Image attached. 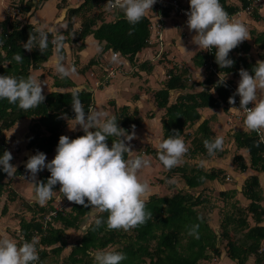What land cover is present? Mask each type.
I'll return each mask as SVG.
<instances>
[{
  "label": "trees",
  "instance_id": "trees-1",
  "mask_svg": "<svg viewBox=\"0 0 264 264\" xmlns=\"http://www.w3.org/2000/svg\"><path fill=\"white\" fill-rule=\"evenodd\" d=\"M32 1L34 0H21V4L16 5L18 6L17 9L30 12ZM254 1L240 0V5L232 3L231 0H220V3L225 11L232 16L241 10L251 8ZM107 2L108 0H83L77 7L69 8L68 26L65 30L67 36L64 42L77 43L84 40L89 34H93L100 42H105L104 50L111 48L112 51H119L133 62L136 54L149 45L152 22L145 15L139 23L133 26L127 22L123 12L119 9L106 10L104 6ZM181 2L190 9V4L182 0ZM98 8L100 9L93 13V10ZM153 8L160 10L157 2ZM160 11H164L165 14L171 10ZM251 12L254 18H262L257 8H253ZM107 14H111V20H106ZM77 16L82 19V22L80 28L74 29V20ZM16 18V15L8 13L0 21V75L27 78L31 69L41 67L55 54L54 45L51 43L55 34L44 30L48 33L49 43L43 54L38 48H33L29 52L24 49V44L29 38V33L35 34L36 27L32 23H23ZM256 41L261 47H264V33H258ZM249 49L250 45L244 41L231 50L228 58L232 59L234 64L227 68H221L216 63L215 48L211 55L198 52L194 56V61L198 66H205L206 62L211 60V63L220 71L225 72L229 78H231L229 73L233 75V78L240 77L239 70L241 68L254 75L252 68L256 61H250L247 54H242V52L248 53ZM235 51L237 54L234 53ZM15 54L22 55V63L13 59ZM62 54L65 56L64 48ZM89 64L92 65L93 61L91 60ZM148 64V62L142 63L141 66L147 67ZM206 69L209 71L207 67ZM186 72L185 70L175 72L173 69H168L169 78L166 81V86L155 93L158 104L166 108V114L162 118L163 139L173 135V130L181 136H185V128L200 120L199 109L201 108L223 107L225 111H228L231 106L228 99L233 96L234 92L230 90L226 82L216 79L210 71L205 82L213 86L212 88L208 87L199 92L181 93L176 102L169 104L171 90L187 87L189 78L185 77ZM233 78L231 79L233 80ZM69 82L72 81L67 80V77L62 79L59 76H54L56 86H66V83ZM72 92L51 91L43 93L46 97L45 101L37 108L27 111L20 109L18 104H10L7 99H0V157L3 156L5 150L9 151L10 146L5 131L12 129L25 118L31 119L29 134L27 135V147L38 148L39 152L44 154L52 153L58 146L60 136L64 135L66 126L70 120L75 118L72 109ZM79 98L84 104L86 113L90 107L93 108L95 99L91 91L80 90ZM113 116L116 118L118 126L128 133L133 131L132 125H135L136 129L142 123V118L137 115L136 111L131 112L127 105L118 108ZM198 131L202 134L203 139L197 144L195 150L200 149L206 153L207 150L203 141L213 139V131L208 119L199 124ZM81 135L84 134L81 133ZM233 136L238 149H247L251 167L257 171H264V143H261L259 147L255 146L260 140V135L254 131L237 130L234 131ZM115 139L117 138L109 137L107 139L109 147ZM157 151L158 149L148 146L143 153L153 154L157 157ZM224 152L217 151L216 153L222 155ZM137 155H142V152ZM128 157V154H125V158ZM234 162L237 169L241 171L247 168L245 158L241 153L235 154ZM25 172H27L25 165H20L16 167V172L12 176L16 178ZM176 173H181L184 182L190 188L202 186L207 179L225 180V171L222 169L206 171L201 167L189 169L188 166L173 167L168 170L166 178ZM7 176L0 168V205L2 196L6 191L9 192L10 200L18 197L16 189L9 190L12 186L11 179H7ZM49 177L50 172L45 168L38 173L37 180L46 183ZM174 186L175 182L169 183L170 189H173ZM58 188L59 184L54 186V190ZM231 192L234 194L235 190ZM242 192L251 200L250 204L247 208L239 207L236 203L233 204L232 211L226 214L229 218L221 223V235H218L210 227L207 217L202 214L201 208H205L209 204V199L203 192L198 196L184 189H180L170 196L153 193L146 200V211L152 213V218L148 219L146 223L125 232L123 230H109L106 223L96 228L93 220L79 242L71 246L68 255L61 264H96L91 253L104 250L112 245H117L115 250L124 253L127 257L121 264H200L203 260L221 255V249L218 246L219 239L225 241L228 256L238 264H246L251 256H254L252 264H264V248L262 247L264 225L261 224L264 221V205H262L263 195L257 175H252L246 180ZM221 194H225V191ZM211 208L212 206L208 209ZM28 210L32 212L31 218L27 219L21 215L19 219V245L25 240L31 242L35 239L39 255V261L36 264H43L51 253L59 256L68 247L67 230L70 228L79 229L85 216L90 214L91 208L72 203L69 210L58 211L53 216V221L49 222L47 228L44 229L42 226L45 215L54 210L51 201L44 206L36 202ZM8 212L6 204L0 206V220L6 218ZM249 214L252 215L254 224L249 221ZM107 216V212H97V218H103L106 221ZM57 223H60L61 226H57ZM197 224L199 225L198 239L188 234L189 229ZM231 226L234 227V231L241 234L238 239L231 236ZM37 233L39 234L38 238H36Z\"/></svg>",
  "mask_w": 264,
  "mask_h": 264
},
{
  "label": "clouds",
  "instance_id": "clouds-1",
  "mask_svg": "<svg viewBox=\"0 0 264 264\" xmlns=\"http://www.w3.org/2000/svg\"><path fill=\"white\" fill-rule=\"evenodd\" d=\"M155 3L156 0H108L104 7L108 11L119 9L127 22L134 26ZM189 4L190 11L186 13V23L189 30L196 33L192 43L203 50L215 48L216 63L221 68L231 67L234 61L228 58L230 51L243 41L249 40L247 26L231 17L220 0H189ZM64 41L65 37L60 32H57L51 41L55 53L54 68L62 79L74 75L77 71L74 65L65 66L63 63ZM48 43V33L42 28H36L35 34L29 33L24 49L30 52L33 48H38L43 54ZM182 50L187 52L184 47ZM96 51L100 52L102 49L98 47ZM13 59L18 63L23 62L20 54H15ZM116 59V56L112 57L113 61ZM252 72L254 75L243 68L239 70L238 87L236 93L229 97L228 103L235 105V96L240 97L239 108L232 107L230 110L243 113L245 128L260 135V140L255 145L259 147L264 143V60H257ZM79 95L78 89L71 93L72 109L76 125H79L85 134L75 139L61 135L56 155L51 161L46 162V154L37 151L25 164L26 170L31 174L36 200L44 206L53 198L54 186L59 184V192L69 202L91 208L89 213L96 228L106 223L109 230L127 232L152 218V213L146 211V200L151 188L146 180L141 181L139 178L140 171L150 167V160L144 155H132L134 151L130 143L126 144V141L130 142L136 138L135 125H132L133 131L129 134L118 126L114 116L109 117L107 113L91 107L86 113ZM0 99H7L10 104H18L20 109L27 111L40 106L46 97L41 81L35 76L17 78L0 75ZM249 104L253 106L248 107ZM173 132V135L157 144L158 160L167 170L178 166L188 151L181 135L175 130ZM109 137L117 138L113 140L111 147L107 143ZM203 143L208 154L215 155L217 151H223L224 137L205 139ZM125 154H128L129 158L126 159ZM12 159L11 152L7 150L0 157V168L8 177L16 172V167L10 163ZM45 168L50 172L46 183L36 178ZM97 212H107L106 221L97 218ZM198 228V224L193 225L188 234L198 239ZM36 243L33 239L18 245L7 235L0 236V264H36L39 261ZM126 258L124 253L114 249L98 250L94 254L96 264H121Z\"/></svg>",
  "mask_w": 264,
  "mask_h": 264
},
{
  "label": "crops",
  "instance_id": "crops-1",
  "mask_svg": "<svg viewBox=\"0 0 264 264\" xmlns=\"http://www.w3.org/2000/svg\"><path fill=\"white\" fill-rule=\"evenodd\" d=\"M20 1L21 0H14L12 2H16L15 5H19L21 4ZM44 1L45 0L32 1V9L30 10V12H24L21 10L19 11L17 8H15L16 12H14V15L17 16L16 19L22 21L23 23L29 22L34 24L31 20L34 17L35 8L36 6L38 7L42 5ZM182 1L189 4V0ZM82 2L83 0H78L76 1V3L72 0H57L58 14L56 19L60 17L59 21H65V27L59 30V32L64 35L65 39L67 36L65 30L68 26V10L71 7H77ZM231 2L239 5L241 4L240 0H231ZM11 7L12 5H10L9 10L12 9ZM253 8L258 9L260 15L262 16L261 19L254 18L251 12ZM107 15L106 20H111L110 18H107ZM146 15L152 22V32L149 40V45L136 54L133 62L126 58V63L124 64L123 68L119 71H116L114 75H110L108 71V67L111 65H116L117 62V60H112V49L110 48L104 50L103 45L105 42H100L92 34L86 36L84 40H81L77 43H72L69 41L64 42L65 59L63 63L65 64V66H76L79 73L83 75H85L87 71H90V76L94 78L93 83L88 79H85L81 82H76L75 79L70 76L67 77V80L70 79L72 82L66 83V86H56L54 84V76L59 75L55 71L53 63L55 54H53L47 61H45L41 67L33 68L30 70V75L35 76L38 80L41 81L43 93H49L51 91L67 92L77 89L87 90L91 91L94 94L95 103L92 109L99 111L100 108V110L107 113L109 117H112L118 110V108L123 105L129 106L131 112L136 111L137 115L142 118V123L141 126L135 129L136 138L130 142L126 141V144L131 143V149L136 145V147H138L139 144L143 145L144 149L148 146L157 149L158 142L163 140L162 118L166 114V108L158 104L155 93L159 89L166 86V81L169 78L168 69H173L175 72H181L182 70H185L187 71L185 77L189 78L187 87L185 89L177 88L170 91L169 104L176 102L177 97L181 93L197 91L199 92L207 89L208 87H213L209 83L205 82V79L209 75V72L207 74L206 67L198 66L197 64H195L194 56L198 52L203 53L204 50L200 49L197 45L192 43V38L196 35V33L189 30L186 20L177 16L172 11L164 14V11L162 12L160 10H157L153 8V6L152 9L146 13ZM231 17L242 21L247 26L249 31V40H245V42L250 45V49L248 53L242 52V54H247L250 61L264 60V47H261L259 42L256 41L257 34L264 33V0H255L252 3L251 8H249L248 10H241ZM81 22L82 19L77 16L74 20V29L80 28ZM35 27L39 28L36 25ZM42 29L45 30L44 28ZM51 32L56 34L58 31L54 30L53 28ZM90 36H93L97 40L99 48L102 49V51L97 52L95 49L94 54L83 52L86 50V41L87 39L89 40ZM181 46L184 47L187 52H184ZM234 53L237 54L236 51ZM67 59L69 60L68 62ZM91 60L93 61L92 65L89 64ZM147 62L149 63L147 67L141 66L142 63ZM229 75L231 78H233V75L231 73H229ZM233 80L238 86L240 77L233 78ZM232 107L239 108L235 105L230 106V108ZM230 108L228 109V111H225L223 107H204L199 109L201 113L200 120L191 126H187L185 128V136H181L188 148V151L185 155L187 158L191 157L193 161L192 163H186L187 158L184 155L182 158V162L178 165L188 166L190 169L201 167L206 171H211L212 169H222L225 171V180L207 179L206 182L198 188H190L185 182L181 187L177 188V183H175L176 188L175 186L173 187V189L175 190L173 191V193L177 192L180 189H184L194 194L195 196H198L201 192H203L206 196L207 193L209 194V187L211 188V190L212 187H215V189H217L219 192L225 191V194H223L225 199L234 197V200H232V202L236 203V201L239 200L242 205L241 207L247 208L251 200L248 199L242 192L243 187L247 179H249L252 175H257L260 181L263 195L262 205H264V171H257L251 167L250 157L247 149H238L233 136L234 131L249 130H247L243 124L241 113L230 110ZM205 119L209 120L211 129L213 131V138L216 136L224 137L223 151L225 152L222 155L218 153H215V155H209L206 154L208 152H202V150L200 149L195 150L197 144L202 142L203 139L202 134L198 131V126ZM30 123L31 119L25 118L24 120L18 122V124L15 125L12 129L5 131L8 143L10 144V152H14L16 150L19 153V156L24 164L27 162L26 160L30 156L35 155L37 152L36 148L27 147L28 138L26 133H29ZM21 129H23V131L25 132L23 135L20 134ZM90 131H93V129H90ZM190 131L192 132L191 136H189ZM81 133L85 134L83 129L79 125H76V121L74 119L70 120L69 124L64 130V135L68 136L70 139H75L79 136H82ZM131 133L132 131L129 132V134ZM228 140L230 141L225 143V141ZM132 150L134 151L132 155H137L140 152H138L137 148H133ZM236 153H241L245 158L247 168L244 171L237 169V166L234 162ZM45 154L47 157L46 162H49L55 157L56 149L52 153ZM143 155L147 159L149 158V156H153L154 158H156L153 154L144 153ZM154 164L156 165V163ZM161 171L163 172V169ZM28 174L30 173L27 171L24 173V176H27ZM228 175L230 176V178L227 177ZM221 177L223 178V175H221ZM147 179L148 178H141L140 180L144 181ZM31 187L32 194L26 196H24L22 193H20L19 190L16 189L18 197H22L23 202L27 203L24 204L30 216L32 215V212L28 209H30V207H32L34 203L37 202L32 183ZM59 188L57 190H54L55 194L52 198L53 201L51 199V204L54 208L60 203V199L63 197V194H57L56 192L59 191ZM193 189H195V191ZM232 190H235L234 194L231 192ZM157 194L160 195L159 193ZM22 199L19 198L18 200L22 202ZM71 205L72 203L66 210H69L71 208ZM219 205H221V203H219ZM209 210L210 211L205 215L207 217V222L218 235H221V223L223 222V220L225 222L229 217L226 214L223 215L222 210L224 212V209H219V207L214 206ZM248 219L252 224H254L251 214H249ZM261 224L264 225V221ZM57 226H61V224L57 223ZM68 230L71 231L75 229L70 228ZM222 241L223 240L221 239L218 240V246L221 249V255L214 256L216 258H211V261H215V259H217V261H219V263L217 264H238L228 256V252L225 246L222 247ZM262 247L264 248V240L262 241ZM208 261L210 260L208 259ZM253 261L254 256H251L246 264H252ZM210 264H212V262Z\"/></svg>",
  "mask_w": 264,
  "mask_h": 264
},
{
  "label": "rangeland",
  "instance_id": "rangeland-1",
  "mask_svg": "<svg viewBox=\"0 0 264 264\" xmlns=\"http://www.w3.org/2000/svg\"><path fill=\"white\" fill-rule=\"evenodd\" d=\"M12 1H14V0H0V21L5 18L7 13H11V11H12V14H15L14 13V12H16L15 8H17L18 6L15 5L16 2H12ZM72 1L76 3V1H78V0H72ZM10 5H12L11 10H9ZM42 6H43V9H42ZM99 9L100 8L94 9L93 13H96ZM57 12H58L57 0H45L42 5H40L38 7L36 6L34 17L32 18L31 21H33V23L39 28H44L45 30H48L50 32L54 28V30L59 32V30L61 28L65 27V21H59L60 17H58L56 19L57 14H58ZM54 18H55V20H54ZM107 18L112 19V16L110 14H108ZM98 47H99V45H98L97 40L93 36H90L89 40L87 39V41H86V50L83 52L84 53L88 52V54L89 53L94 54L95 49H97ZM68 61L69 60L67 59V62ZM75 68L77 71L71 77L74 78L76 82H81L85 79H88L92 83L94 82V78L90 76V71H87L86 74L83 75V74L79 73L76 66H75ZM206 71L208 74L209 71L208 70H206ZM258 93L260 94V90H258ZM99 111H101L100 108H99ZM24 133L25 132L23 131V129H21L20 134L23 135ZM28 134L29 133H26V135H28ZM191 135H192V132L190 131L189 136H191ZM229 141L230 140L225 141V143H227ZM12 143H13V140H12ZM12 146H13V144H12ZM136 146H134L133 148L134 149L137 148L138 152L139 151L142 152L144 150L143 145L139 144L138 147H136ZM12 152L13 151H11V153ZM143 154L144 153L142 152V155ZM12 156H13V159L10 162L15 167H18L19 165H25L26 164V163L24 164L22 162V159L20 158L19 153L16 150L12 153ZM185 157H186V155H185ZM188 158H189V160H188ZM188 158L186 159V163H190V162L192 163L193 159L191 157H188ZM148 159L150 160V167L142 169L139 173V178L140 179L141 178H145V179L148 178L146 181L149 183L150 188H151L149 196L151 195V193H159L160 195L163 194L162 196L172 195L173 191H175V190L170 189L169 183H171V182L177 183V188H179L183 185L184 178L181 176V173L172 174L169 176V178H166L168 170L167 169L165 170L164 166L161 164V162H159L158 158L157 157L154 158L153 156H149ZM154 163H156V165ZM162 169H163V172L161 171ZM23 176H24V174L21 176H18L16 178L14 176H11V178L7 176V179H11L10 183H11L12 187H10L9 190L17 189L24 196L31 195L32 194L31 174H28L27 176H24V177ZM175 188H176V186H175ZM193 190L195 191V189H193ZM56 192H57V194L60 193L59 191H56ZM221 192H219L217 189H215V187H212V190L209 187V194L208 193L206 194V197L209 199V204L205 208L204 207L201 208L202 214L206 215V213L210 211L208 209L210 206H212V207L216 206V207H219V209H224V212L222 210L223 215L228 214L232 211L233 203H234V202H232V200H234V197H229L228 199H225L224 195L221 194ZM9 196H10L9 192L6 191L4 193V195L2 196V200H1L0 206L6 204L8 206V210L9 209L10 210H9L8 214L5 216L6 218H2V220H0V236L7 235L9 238L15 240L17 242V244L19 245V235H18L19 234L18 233L19 227H18V224H19L20 216L23 215L26 218H30L32 215L30 216V214L26 210V207L24 204L25 202H23L22 197L16 196V199L10 200ZM19 198L22 199V202H20L18 200ZM235 200H237V199H235ZM50 201L51 200H49V202ZM52 201H53V199H52ZM219 203H221V205H219ZM236 203L239 207L242 206L241 203L239 202V200H237ZM68 206H70V205H68ZM92 220H93V218H91L90 214H88L87 216H85V218L82 221L79 229H75V230H71V231L68 230L67 231V238H68V244H69L68 247L65 250H63V252L59 256H55L54 254L51 253L45 259V262L43 264H61L64 261L65 257L68 255V253L71 249V246H73L74 244L79 242L81 236L85 232V229L87 228L88 224ZM86 221H87V223H86ZM233 228H234L233 226H231V228H230L231 236L234 239H238L241 236V234L238 231H234ZM222 244H223L222 247H224L225 241H222ZM116 247H117V245H112V246L107 247L104 250L105 251H111L113 249L115 250ZM95 252L96 251H93L91 253V255L94 256ZM214 258H216V257H214ZM209 260L211 261V259H209ZM210 261L203 260L200 262V264H210L211 262H212V264L219 263V261H217V259H215V261L214 260H212L211 262Z\"/></svg>",
  "mask_w": 264,
  "mask_h": 264
},
{
  "label": "built area",
  "instance_id": "built-area-1",
  "mask_svg": "<svg viewBox=\"0 0 264 264\" xmlns=\"http://www.w3.org/2000/svg\"><path fill=\"white\" fill-rule=\"evenodd\" d=\"M156 2L158 3L160 10L169 9L172 12H174L177 16L187 21L188 17L186 13L190 11V9L184 6L181 0H156ZM213 49L204 50V52L211 55L213 53ZM112 56H116L117 62H116V65H111L108 67L109 68L108 71L110 75H114L116 71L121 70L124 64L126 63V57H124L119 51H112ZM205 67H207L209 71L213 73L215 78L218 79L219 81L224 79L223 81L229 85L230 90L236 93V89L238 87L236 82L232 80L231 78L227 77L223 71H220L218 67H216L213 63H211V60L206 62ZM235 100H236L235 106L239 107L240 97L236 95ZM252 106L253 105L251 104L248 105V107H252ZM241 117L243 118L242 112H241ZM36 151H39L38 148L36 149ZM227 177L230 178L229 175ZM71 203L72 202H69L66 197H62L60 199V203L57 206H55L54 210H52L50 213L45 215L42 228L43 229L47 228L48 223L53 221V216H55L58 211L66 210L68 208V205H70ZM38 237H39V234L37 233L36 238Z\"/></svg>",
  "mask_w": 264,
  "mask_h": 264
}]
</instances>
